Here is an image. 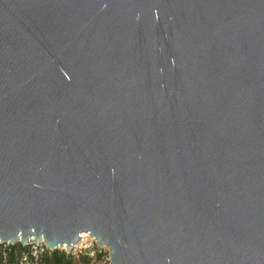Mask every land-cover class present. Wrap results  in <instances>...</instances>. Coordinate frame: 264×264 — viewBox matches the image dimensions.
Wrapping results in <instances>:
<instances>
[{"label": "water", "instance_id": "1", "mask_svg": "<svg viewBox=\"0 0 264 264\" xmlns=\"http://www.w3.org/2000/svg\"><path fill=\"white\" fill-rule=\"evenodd\" d=\"M109 264H264V0H0V244Z\"/></svg>", "mask_w": 264, "mask_h": 264}, {"label": "rangeland", "instance_id": "2", "mask_svg": "<svg viewBox=\"0 0 264 264\" xmlns=\"http://www.w3.org/2000/svg\"><path fill=\"white\" fill-rule=\"evenodd\" d=\"M18 243L16 245L5 244L2 245L5 249L10 246H20ZM27 251H29L37 259L39 254L44 250H48L46 246L29 244L24 246ZM61 252H65L67 255L72 257V264H109V250L104 246H99L94 238L88 237L79 246H73L71 252L67 253L64 248L57 249ZM50 251V250H48ZM55 251V250H54ZM53 252V251H50ZM31 262L28 256H24L21 260V264H40L38 261Z\"/></svg>", "mask_w": 264, "mask_h": 264}, {"label": "trees", "instance_id": "3", "mask_svg": "<svg viewBox=\"0 0 264 264\" xmlns=\"http://www.w3.org/2000/svg\"><path fill=\"white\" fill-rule=\"evenodd\" d=\"M24 256H28L31 262H39L40 264H72V257L65 252L55 250L50 252L44 248L36 259L27 249L20 246H10L5 249L0 244V264H21V260Z\"/></svg>", "mask_w": 264, "mask_h": 264}, {"label": "bare ground", "instance_id": "4", "mask_svg": "<svg viewBox=\"0 0 264 264\" xmlns=\"http://www.w3.org/2000/svg\"><path fill=\"white\" fill-rule=\"evenodd\" d=\"M89 236H88V234H82V236H81V239H80V241L78 242V244H76V246H79L83 241H85L86 240V238H88ZM75 246V245H74ZM65 249V248H64Z\"/></svg>", "mask_w": 264, "mask_h": 264}, {"label": "built area", "instance_id": "5", "mask_svg": "<svg viewBox=\"0 0 264 264\" xmlns=\"http://www.w3.org/2000/svg\"><path fill=\"white\" fill-rule=\"evenodd\" d=\"M89 236V235H88ZM89 237H91V236H89ZM40 245H43V244H40Z\"/></svg>", "mask_w": 264, "mask_h": 264}]
</instances>
